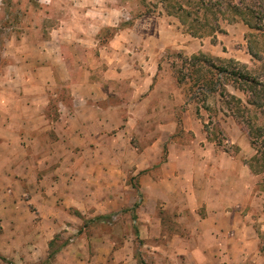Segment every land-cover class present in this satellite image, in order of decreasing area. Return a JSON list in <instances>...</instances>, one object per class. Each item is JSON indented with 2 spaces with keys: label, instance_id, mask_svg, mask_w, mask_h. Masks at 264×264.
Instances as JSON below:
<instances>
[{
  "label": "crops",
  "instance_id": "0c3cea01",
  "mask_svg": "<svg viewBox=\"0 0 264 264\" xmlns=\"http://www.w3.org/2000/svg\"><path fill=\"white\" fill-rule=\"evenodd\" d=\"M118 10L120 7L108 13ZM151 20L146 17L143 23L151 24ZM159 22L119 30L107 45L99 47L96 57L94 43L66 46L62 27L47 35L32 28L28 38L21 37L12 46L15 73L0 74V211L5 204L15 207L22 202L21 195L30 194L28 203L41 217L40 221L31 219L30 235L10 238L20 262L36 263L46 258L65 208L85 218L99 217L102 223L112 217L118 222L126 217L135 223L130 213L137 204V221H154L155 226L163 223L162 211L176 213L178 223H182V216H189L188 235L181 237L176 232L171 237H178L185 245L174 252L175 256L162 252L158 264H181L184 258L190 260L188 264H264L259 235L245 216L252 196L248 179L254 174L242 158L243 153L251 157L255 151L242 124L219 110L228 119V143L240 149L233 155L224 150L218 154L217 143L203 138V123L190 111L181 121L174 115L158 122L159 135L151 144L136 148L131 142L134 132L145 124L141 119L152 112L148 105L162 84L157 75L166 50L178 51L176 54L185 51L189 57L205 52L198 44L167 41L168 35L178 39L181 33L177 27L173 30ZM116 23L107 20L106 25L116 28ZM236 26L249 29L244 23ZM135 31L145 40L137 49L130 38ZM67 50L83 55L70 59ZM248 55L251 58L235 59L249 65L254 59L249 51ZM65 87L69 102L60 98ZM231 93L246 100L241 93ZM124 94L126 98H142L139 113L135 106L108 103ZM215 97L221 100L210 94L207 105ZM52 103L57 105L56 113ZM161 112L167 116L163 108L158 109V115ZM181 126L194 134L193 142H206L201 155L196 154L200 150H190L175 139L166 145ZM207 146L210 150L205 152ZM210 165L216 168L213 176L207 174ZM13 219L16 231L26 223L20 216ZM197 239L201 245H194ZM253 246L256 249H248ZM172 255L175 263L170 262ZM134 258L126 255L124 264H138ZM68 261V253L62 249L54 264Z\"/></svg>",
  "mask_w": 264,
  "mask_h": 264
},
{
  "label": "rangeland",
  "instance_id": "374dc122",
  "mask_svg": "<svg viewBox=\"0 0 264 264\" xmlns=\"http://www.w3.org/2000/svg\"><path fill=\"white\" fill-rule=\"evenodd\" d=\"M118 7H120V10L117 13H108V10ZM146 17L152 19L151 24L143 23ZM107 20L113 23L117 22L116 27L124 29L132 25L140 28L145 26L151 27L152 25L156 26L157 22L160 21L159 23L163 26H172L173 30L177 27L179 29L178 32L181 33L177 35L178 39H176L175 35H168L167 41H175L184 46L198 44V46L205 49V54L215 58L228 59L229 57L226 54H230L232 56L230 58L234 59L235 56L242 59L246 58V56L251 58L248 55V35L251 31L249 29L245 31L244 27L236 26L242 22L233 24L222 22L221 27L224 33H217L216 37H214L216 41L210 36L197 38L196 40L190 39L192 36L184 31L176 18L170 17L165 13L159 0H65L64 3H62V0H0V74L15 73L12 68L15 62L12 46L21 37L28 38L32 28H39L40 32L42 30L39 35L43 33L47 35L53 28L62 27L66 33V46H72L73 43H94L96 47L92 49V53L94 56L95 54H99L97 51L99 47L107 45L117 33L111 31L113 27L106 25ZM84 31L89 34H86ZM130 38L131 42L135 44L136 49L141 47L140 43H145L143 35L136 31L130 34ZM258 44L260 50L264 51V35L260 36ZM174 52L178 51L168 48L166 53L163 54L162 60H160L157 75V80L162 81V84H159L160 90L158 92L160 93L156 92L150 100L148 107L151 108V114L144 116V118L141 117L143 118L141 122L145 124L138 132H134V135L131 136L133 146L142 148L151 144L159 135L156 128L158 122L166 118L170 119L174 115L177 121H181L186 112L190 111V114L201 119L203 123V138L217 143L218 149L216 151L218 154L219 151L223 150L231 155L238 153L240 149L237 148V145L228 143L229 133L226 125L228 122L225 115L227 114L226 105L217 97L210 100V106L207 105L208 102L205 105L202 99L203 96L198 95L197 90L193 89L192 82L187 77L188 71L186 70L183 71L186 76L184 83H177L178 71L181 69L182 60L177 58ZM66 54L70 59L72 57L81 58L83 55L81 51L73 50H67ZM181 56L183 57H180L181 59L190 58V55H187L185 51L182 52ZM76 60H79L78 62L81 64L84 63L82 59ZM253 61L249 63V66L252 68L260 64L255 60ZM219 63L217 62V64ZM137 64H139V61H137ZM85 65L89 64L85 63ZM153 68H156V66H153ZM95 70L97 72L98 69ZM226 89L228 92H234L231 86H227ZM67 90V87L61 89L62 94L60 98L69 102ZM162 93L165 94L166 98H164L165 96ZM244 98L246 99L245 96ZM142 101V98L136 96L126 98L124 94L123 96H114L108 103L116 106L123 103L128 106H135L134 108L139 113L140 110L137 108L141 106ZM51 107L52 112L56 113V103H52ZM160 108H163L164 112L167 113L166 117L162 115L163 112H161V115H158V109L160 110ZM219 110L225 114H221ZM137 111L136 114H138ZM137 116L140 117L139 114ZM172 139H175L180 145H184L190 150H200V152L196 153L198 155H201V149L206 144V142L199 144L193 142L195 139L194 134L190 131H184L182 126L179 127L174 137L168 138L166 145ZM209 147L207 146L204 151H208ZM166 149L168 150L167 147ZM167 155L168 151L163 159L166 160ZM252 157L246 156L243 153V163H247ZM215 172L216 168L214 166L210 165L207 167V174L209 176L215 175ZM253 176L248 179V188L251 190L252 196L245 216L251 227H254L257 231L260 241L259 248L261 251H264V174ZM5 197L3 196V198ZM29 200H31V195L23 194L20 196L21 203L19 202L15 207L5 204L3 210L0 211V264H8V262L26 264L24 260L20 262V259H18V255L20 254L17 252V247H14V243L12 245L10 238L13 237L14 240L15 234L19 236L22 233L30 235L31 221L41 220L40 214L34 205L28 203ZM22 205L25 206L22 208ZM137 207L136 204L130 213L131 217L133 216V220L136 221L135 223H132V220L128 221L126 217L121 222L114 221L112 217L104 220L102 223L99 217L85 218L78 212L65 208L58 219L60 228L55 227V245L52 250H59L60 252L64 249L68 253V264H124L126 255L129 256L130 254L134 255V259L138 261V264H140L141 260L146 264H158V256L162 252L168 251L174 255V252H177L180 247L185 245V243L179 241L178 237L173 239L171 237L176 232L178 235L181 234V237L188 235L189 229L187 228V224L190 221L188 219L189 216L181 215L183 221L182 223H178L177 219H175L176 213L162 211L160 212V216L163 223L161 226H155L154 221H137ZM13 216H20L23 222H26L17 231L15 230L16 225L12 221L14 220ZM180 220L182 219L180 218ZM10 222H13L12 225ZM2 224L5 225V229ZM39 229L45 230V228L41 227ZM196 241L194 245H201L198 239ZM186 245L190 244L187 243ZM249 248L256 249L254 246ZM46 251L47 254L45 253L46 258L44 260L48 258L50 249ZM173 255L170 258L171 263H175V255ZM161 256L164 255L161 254ZM44 260L27 264H40ZM54 260L52 264H54ZM180 263L188 264L190 260L184 258L180 260Z\"/></svg>",
  "mask_w": 264,
  "mask_h": 264
},
{
  "label": "trees",
  "instance_id": "16d2710c",
  "mask_svg": "<svg viewBox=\"0 0 264 264\" xmlns=\"http://www.w3.org/2000/svg\"><path fill=\"white\" fill-rule=\"evenodd\" d=\"M165 13L176 18L184 31L194 38L216 37L224 33L221 24L242 22L250 29L248 51L260 63L253 68L236 59L215 58L203 52L183 58L178 71V83L186 80L188 71L193 89L203 96L217 94L226 105L227 114L242 124L250 138L255 155L247 162L254 175L264 174V51L259 48V38L264 35V0H159ZM123 28H112L118 32ZM214 38L213 40H215ZM181 57V58H180ZM217 62H220L217 64ZM231 86L241 97L228 92ZM206 105V104H205ZM207 107V106H206ZM264 183V180H263ZM55 239L49 244V255L40 264H52L59 250H52ZM8 264H13L8 262ZM140 264H146L143 260Z\"/></svg>",
  "mask_w": 264,
  "mask_h": 264
}]
</instances>
